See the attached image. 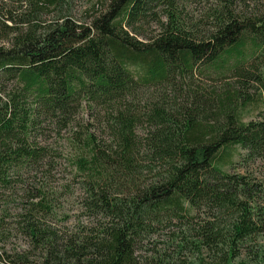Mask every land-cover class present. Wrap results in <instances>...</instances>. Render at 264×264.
<instances>
[{"label": "trees", "instance_id": "obj_1", "mask_svg": "<svg viewBox=\"0 0 264 264\" xmlns=\"http://www.w3.org/2000/svg\"><path fill=\"white\" fill-rule=\"evenodd\" d=\"M73 1L0 0V195L70 128L93 225L60 237L31 189L13 222L37 253L0 264H264V186L222 170L237 147L264 162V0H216L207 30L181 11L203 0H98L87 21Z\"/></svg>", "mask_w": 264, "mask_h": 264}, {"label": "rangeland", "instance_id": "obj_2", "mask_svg": "<svg viewBox=\"0 0 264 264\" xmlns=\"http://www.w3.org/2000/svg\"><path fill=\"white\" fill-rule=\"evenodd\" d=\"M8 8L18 10L25 7L21 0H3ZM253 3V0H248ZM98 0H74L73 16L76 20H86L89 10L96 5ZM217 5L216 0L191 1L182 4L183 17L186 20L197 23L199 28L207 30L210 28L209 15L212 9ZM159 10V9H158ZM161 21L165 17L161 12L157 14ZM139 32L142 36L138 38L144 39L158 33V25L152 19H148ZM86 111H82L79 116V122L87 125L92 121L86 117ZM256 117V113L247 112L244 121L248 122ZM44 135L37 138V142L43 146L52 148V158L49 164L42 168L35 178L31 173H21L15 177V186L8 192L2 191L0 195V252L3 248L7 252H23L29 251L36 254L29 245L27 239L16 230L15 221L16 214L19 213L22 204L25 203L26 195L32 192L31 189H43L50 199L52 212L45 217L44 223L57 232L60 237H68L73 233L82 231L83 228L93 225V220L87 215L83 208L85 193L79 179L75 177V169L73 166L75 155V143L71 137L70 128L57 134L54 131L55 126H46ZM233 164L222 168L223 171L230 174L247 176L249 179L264 186V162L260 160H250L246 151L235 148ZM264 205V201L261 203ZM158 239V238H156ZM155 240V239H154ZM259 244L264 251V235L259 239ZM151 246V245H148ZM204 256L206 253H203ZM244 257V255H243ZM37 261L36 256L32 258Z\"/></svg>", "mask_w": 264, "mask_h": 264}]
</instances>
